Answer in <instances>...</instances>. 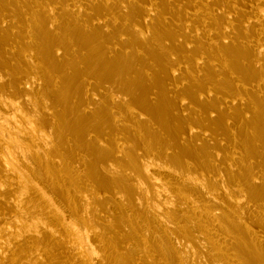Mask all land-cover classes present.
Returning <instances> with one entry per match:
<instances>
[{
  "label": "bare ground",
  "instance_id": "1",
  "mask_svg": "<svg viewBox=\"0 0 264 264\" xmlns=\"http://www.w3.org/2000/svg\"><path fill=\"white\" fill-rule=\"evenodd\" d=\"M0 264H264V0H0Z\"/></svg>",
  "mask_w": 264,
  "mask_h": 264
}]
</instances>
